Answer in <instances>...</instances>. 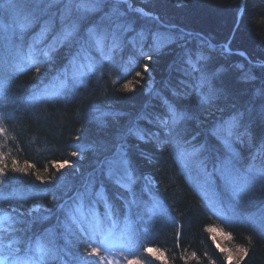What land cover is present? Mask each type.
<instances>
[{
	"label": "trees",
	"instance_id": "obj_1",
	"mask_svg": "<svg viewBox=\"0 0 264 264\" xmlns=\"http://www.w3.org/2000/svg\"><path fill=\"white\" fill-rule=\"evenodd\" d=\"M131 1L133 8L154 17L118 5L125 13L122 19L132 25L125 39L147 34L142 41V50H147L144 56L140 44H127L111 53L94 51L90 55L94 64L99 63L93 74L56 100L43 103L32 101L36 78L46 76L42 84L55 79L75 48L60 49L61 59L41 64L39 74L35 66L9 82L0 106V168L7 166L9 181L0 188V208L8 213L13 206L19 208L25 221L20 227L26 228L29 236L41 234L55 224L58 205L95 178L94 191L106 193L113 221L124 223L128 200L134 196L137 201L132 212L144 219L137 223L138 233L127 246L134 253L133 260L141 264H264V182L239 192V202L233 199L228 208L202 183L195 168L181 166L170 134H162L153 122L156 117L168 116L165 102L191 109L192 119L183 125L185 137H195L193 143L205 145L209 171L224 157L220 143L208 134L221 119L239 115V130H248L233 145L241 165L248 163L258 148H264V140L257 136L264 129V0ZM113 6L105 0L92 18L100 22ZM20 7L27 11L31 0H21ZM0 19L7 22L8 14L0 13ZM46 19L42 17L27 35L38 32ZM88 23V18L82 21V29ZM58 28L57 22L53 31ZM152 33L160 34L155 42ZM203 38L220 47L207 50ZM226 44L232 52L245 53L247 59L226 53L221 47ZM104 56L107 59H101ZM128 59H134V64L129 66ZM150 84L153 90L148 93ZM210 89L214 99L201 104V95L209 94ZM133 127L140 133L129 135ZM118 149L126 154L133 177L124 186L113 184L101 170V161ZM74 151L77 156H72ZM65 160L70 166L57 170L54 163ZM26 165L30 166L26 172L15 171ZM147 177L156 182L152 189ZM214 180L222 190V181ZM49 181L54 188L49 187ZM14 192L16 199H5ZM53 193L61 199H54ZM33 205L51 210L49 219L33 221L36 213L28 215ZM106 210L103 202L96 204L102 222ZM213 231L227 236L223 241L228 253L217 247ZM87 234L77 231L79 239L70 238L72 243L66 248L64 241H59L62 250L53 264H76L74 256L85 258L84 245L91 244ZM147 249L161 256L153 258ZM241 249L248 253L242 262L240 256L229 263V254L241 255ZM120 264L127 263L121 260Z\"/></svg>",
	"mask_w": 264,
	"mask_h": 264
},
{
	"label": "snow or ice",
	"instance_id": "obj_2",
	"mask_svg": "<svg viewBox=\"0 0 264 264\" xmlns=\"http://www.w3.org/2000/svg\"><path fill=\"white\" fill-rule=\"evenodd\" d=\"M112 2L114 6L111 11L101 17L100 22H97L92 18L93 14L101 10L105 0H31L32 7L27 11L21 9V0H0V13H7L9 17L7 22L0 19V106L3 105L9 82L17 73L36 65L35 70L39 74L41 64L61 59L58 52L62 48L70 51L75 48V51L71 52L67 65L55 77L59 81V88L55 94H59V90L68 84L75 86L83 83V78L94 70L93 57L90 55L94 51L104 54L107 50L111 53L114 50H121L127 44L133 47L140 44L143 55L142 41L147 38V34L139 33L136 37L126 40V33L132 30V25L122 19L125 13L120 11L118 5L124 2L128 4L132 12L142 13L144 16L148 13L133 8L131 0H112ZM177 3L179 4L180 0H177ZM53 9L56 10L52 11ZM44 16H47V19L41 24L39 31L29 37L27 35L29 30ZM86 18L89 19V23L82 29L81 22ZM57 22L59 28L53 31ZM151 35L155 42V38L160 34L152 33ZM148 59L151 60L152 57L149 56ZM145 71H148L147 66H145ZM36 79L38 81L36 87L39 89L47 77L40 75ZM43 92L47 93V87L43 89ZM214 95L211 89L209 94L201 95V104H210ZM165 103L168 111L167 118L156 117L153 122L170 134L171 143L181 166L195 168L202 183L221 204L231 208L233 199L239 202V192L246 189L251 190L258 183L264 182V148H258L251 155L250 161L243 165L240 164V157L234 150V143L248 134L247 129L244 132L239 130V115L221 119L208 129V134L215 138L224 150V157L218 158L209 171L205 145L193 143L195 137L191 139L185 137L186 129L183 125L192 119L191 109L185 110ZM139 133L140 130L135 127L128 130L129 135ZM257 136L260 140H264V129H261ZM72 156H77V152H72ZM258 157L261 158L258 159ZM54 166L59 170L70 164L65 160L54 163ZM6 167L5 165L4 168H0V176L3 177L0 178V188L9 182L5 173ZM27 167L30 166L26 165L25 169L18 168L15 171L26 172ZM101 170L102 174L115 185L124 186L126 181L131 183L133 180L126 154L119 149L111 158L101 161ZM214 177L222 181V190L218 189ZM36 179L43 183V178L39 175ZM95 184V178H90L76 190L74 196L63 200L58 205L55 224L41 234L29 236L27 235L28 230L20 227L25 221L24 214L19 208L13 206L12 213L0 208V264H53L58 258V252L62 250L59 241H64L66 248L72 243L70 238L79 239L77 231L98 232L101 229V220L95 211L96 204L104 203L107 209L104 214L106 221H111L112 208L106 199V193L94 191ZM49 187L54 188L55 185L49 181ZM53 197L57 200L61 199L55 193ZM9 198L16 199L17 194L14 192L11 197H5V199ZM136 203L134 196L128 200L126 207L129 212ZM32 213H36L32 217L33 221H43L49 219L51 210L43 205H33L28 215ZM143 219L144 217L139 214H136L135 221L126 218V232L130 234L132 223H139ZM173 222L175 223L174 218ZM112 223L114 228L115 221ZM91 243L96 246L89 255H99L100 248L107 250V237L103 243H97L95 239H92ZM147 251L151 252L152 249H147ZM221 251L224 250L221 249ZM240 252L242 262L248 253L246 249H241ZM228 259L232 260L231 254ZM73 260L76 264H99V261L85 260L82 255L74 256ZM68 264H73V262L69 261ZM129 264H139V262L129 261Z\"/></svg>",
	"mask_w": 264,
	"mask_h": 264
},
{
	"label": "rangeland",
	"instance_id": "obj_3",
	"mask_svg": "<svg viewBox=\"0 0 264 264\" xmlns=\"http://www.w3.org/2000/svg\"><path fill=\"white\" fill-rule=\"evenodd\" d=\"M122 4H124L126 6V8H128L127 3H122ZM131 4H132V1H131ZM152 89H153V85L150 84L149 88H148V93H151ZM147 179L149 181L151 180L152 182H154V184H156V182L153 179H151L150 177H148ZM118 233H119L118 231L112 230V232L109 234L103 235L101 233L100 236H93L92 239H95L97 243H103L105 240V237H107L108 242L119 243L120 245H124V247H127L128 242L130 240V238L128 240V234H125L123 232V235L120 234V236H118ZM226 237L227 236L223 233L213 231V238H214V241H215V244L217 245V247H219V249H223L226 253H228L229 252L228 248L223 241V240H225ZM84 246L86 248V250L83 252L85 260L99 261V264H120L121 260H123V262L125 261L127 264H129V261H136V259L135 260H133L134 258L132 259L131 253H129V255L131 257H128L127 255L123 254L124 249H121L118 246H113L115 248H110L107 251H104L103 254L101 253V248H100L99 249V255H95V254L89 255V253L92 252L93 247L96 246L95 244L91 243V244H86ZM148 253H149L148 255H150L153 258H157V259L159 258V256H161V254L157 253L154 250H152L151 252L148 251ZM230 254L232 256V260L229 261V259H228L229 263L235 262L241 256L240 253H238V254L230 253ZM115 255H117V256L115 257ZM119 258H120V260H119ZM139 264H141V262H139Z\"/></svg>",
	"mask_w": 264,
	"mask_h": 264
},
{
	"label": "water",
	"instance_id": "obj_4",
	"mask_svg": "<svg viewBox=\"0 0 264 264\" xmlns=\"http://www.w3.org/2000/svg\"><path fill=\"white\" fill-rule=\"evenodd\" d=\"M148 17L154 18L152 15H151V16H148ZM237 54H239L241 57H243V58H246V59H247V56H246V54H245V53H237Z\"/></svg>",
	"mask_w": 264,
	"mask_h": 264
},
{
	"label": "bare ground",
	"instance_id": "obj_5",
	"mask_svg": "<svg viewBox=\"0 0 264 264\" xmlns=\"http://www.w3.org/2000/svg\"><path fill=\"white\" fill-rule=\"evenodd\" d=\"M109 1H112V0H109ZM122 3H124V2H121V4H122ZM127 5H128V4H127ZM133 13H137V12H133ZM148 16H151V15L148 14V15L146 16L147 18H150V17H148Z\"/></svg>",
	"mask_w": 264,
	"mask_h": 264
}]
</instances>
